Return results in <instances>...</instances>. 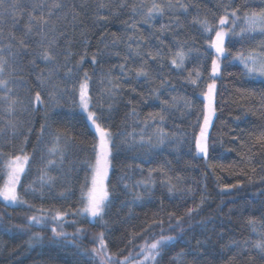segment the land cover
<instances>
[{
	"label": "trees",
	"instance_id": "1",
	"mask_svg": "<svg viewBox=\"0 0 264 264\" xmlns=\"http://www.w3.org/2000/svg\"><path fill=\"white\" fill-rule=\"evenodd\" d=\"M13 2L18 5L14 11ZM56 2L62 4L51 17L56 31L44 43L47 48L55 36L51 51L56 60L49 63L39 56L41 36L27 32V13L39 4L43 7L34 14L43 12L48 19ZM124 2L121 8L120 0H4L0 7V54L9 61L5 76L14 81L12 95L22 102L11 116L0 102V161L21 149L30 157L18 187L26 203L11 207L0 198V264H101L92 253L101 233L107 254L120 261L163 235L174 239L161 247L159 264H264V253L255 247L264 242V141L258 142L264 134V79L247 73L241 62L250 54L264 55V33L258 28L241 32L244 13L260 12L264 0H171V8L168 0ZM153 3L164 10L149 18ZM133 6L140 14L133 13ZM236 8L241 19L233 32L229 17L225 56L217 77L210 79L216 53L209 37L215 33L205 32L198 21L207 19L215 27L225 9ZM180 50L185 59L176 68L171 60ZM68 68L73 69L70 78ZM141 68L147 77L136 75ZM49 72L41 84L37 77ZM85 72L91 110L102 113L114 144L109 200L96 222L82 211L81 188L86 178L90 186L88 164L95 162L93 144L98 142L78 106ZM213 79L215 118L208 129V153L197 155L193 136L206 111L201 93ZM37 92L43 103L35 101ZM173 97L175 106L162 103L172 104ZM157 113L163 121L150 117ZM8 120L17 124L15 132ZM57 135L62 162L48 152ZM49 159L56 161L47 169L54 179L45 176L42 183ZM2 176L0 171V185ZM57 214L60 218L53 219ZM31 216L44 224L30 222ZM52 228H62L64 235L54 236Z\"/></svg>",
	"mask_w": 264,
	"mask_h": 264
},
{
	"label": "snow or ice",
	"instance_id": "2",
	"mask_svg": "<svg viewBox=\"0 0 264 264\" xmlns=\"http://www.w3.org/2000/svg\"><path fill=\"white\" fill-rule=\"evenodd\" d=\"M3 5L4 0H0V7H3ZM119 6L123 8L127 5L124 0H120ZM178 6L184 11H187L186 5L178 4ZM9 7L14 11L18 7V5L13 2L9 5ZM41 7L43 6L39 4L33 5L32 11L27 13L28 23L26 27L27 32L31 33L35 31L37 35L41 36V41L39 43L40 46L44 48V43L47 40V36L56 31L55 24L51 21V17L54 15L53 9H61L62 4L59 2L52 4L51 8H49L48 10V19L45 18L43 12H41L39 16H36L34 14L36 9ZM100 7H105V5L101 4ZM167 7H174L171 0H168ZM163 10V7L156 3H153L152 7L148 9L147 17L150 18L156 13L162 14ZM132 11L134 14H140L136 6H133ZM238 13L239 8L233 9L231 12L225 9V15L219 18L218 25L215 27L210 24L207 19L203 21H198L202 25L205 32L215 33L214 38H212L211 36L209 37V47L215 49L216 53V58L213 59L211 62V76L209 77L210 79L216 77L220 72V64L218 61L221 57L225 56L226 50L224 47V43L225 37L228 35V33L224 31V28L226 25L229 24V17H231L232 31H235L236 21L241 19ZM2 15L3 13H0V16ZM57 19H59V17H57ZM101 19H107V17H101ZM243 21L245 24V28L241 29L242 33L246 31L254 32L257 30V28H259L261 33H264V9H262L260 12H252L251 14L245 12L243 16ZM131 27L135 28V24H132ZM0 34H2V30H0ZM129 39H131V37ZM54 42L55 36H53V39L51 41H47V48H44V50L39 53L40 58L49 63H53L56 60V54L51 51ZM21 43L23 44V41H21ZM262 50H264V46H262ZM2 52L3 49L0 48V53ZM149 55H151V53H149ZM70 56V52L65 54V62L69 60ZM152 58L156 59L155 56H153ZM184 59V52L182 50L176 51L174 53L173 59L171 60V64L176 68H181L183 66ZM82 60L83 57H81V61ZM241 62L243 63L247 73H258L259 75L264 76V59H259L257 55L250 54L246 59L241 57ZM93 63H95V56H93ZM8 64L9 61L2 54H0V90H2V94H0V102H4L6 104L4 111L7 112L9 116H11L15 112L16 106L22 102L12 95L14 89L11 85L14 83V81H11L5 76L6 67L8 66ZM121 68L123 69V65H121ZM72 72L73 69L68 68L65 75L70 78ZM52 74V72H49L48 77H44L43 74H41V76H38L37 79L40 81L41 84H43L45 82V79L50 78ZM8 75L10 76L11 74L9 73ZM136 75L138 77H147L148 73L143 68H141L136 72ZM196 76L197 78H199L200 73L197 72ZM89 79L90 78L88 77L87 72H85L83 82L79 83L78 106L83 112L87 113V120L90 121L91 125L94 127L95 132L98 136V142L93 144L95 162L94 164H88V167L91 169L92 173L91 186L88 187L86 178L85 185H83L81 188L82 202H84V207L82 211L91 217H102L110 195L106 185V181L108 179L109 168L111 167L110 157L112 156L114 147L113 133L111 132L110 128L104 125L102 113L98 114L96 111H92L90 109L91 97L89 96ZM190 83L195 85L197 83V80L190 79ZM113 87H119V85H113ZM215 87L216 85L213 79V82L207 85V92L201 93V95L204 96V99L206 101L204 105L206 111L204 113L203 124L199 125V134L197 135L194 133L193 136L194 149L197 155L203 154L204 156H206L208 153V128L211 124L212 116L214 115L215 111L213 108ZM34 99L36 102L43 103L39 92L35 94ZM162 103L167 107H173L177 103V98L173 97L172 104H169V102L166 100L162 101ZM184 106L189 107L190 102L185 100ZM157 116L161 121L164 120V116L160 113L155 114V116L150 114V117L152 119H155ZM6 123L15 132L17 124L14 123L12 120H8L6 121ZM3 131L4 128L0 127V134H2ZM60 139V135H57L54 146L50 148L48 152L49 155H59V158L62 162L64 158V153L63 149L60 148ZM261 141H264V134H262L261 137L258 138V142ZM160 142L163 143V138ZM2 156H4V153L0 152V157ZM29 161L30 157L27 154H24L23 149H21L20 154L9 156L6 161H0V164H2V168H0V171H2L3 173V184L0 185V198H3L4 201L11 203H26V201H24L17 192V187L21 184V177L26 173V168L29 165ZM55 164V160H47L45 168L42 169L43 175H41L40 177L42 183L45 180V176H47V169ZM53 179V177L47 176L48 181H52ZM29 187H31V185H29ZM173 187L175 186L173 185L169 187L170 192L172 191ZM85 188L87 189L86 198L84 196ZM61 195H63V193H61ZM191 211L192 210L190 209L189 214H191ZM59 218L60 214H57L56 217H53V219ZM29 220L30 222L35 224L41 223L40 219L37 216H31L29 217ZM179 222L180 220L178 219L177 226H179ZM51 231L53 232L54 236L64 235V233L62 232H57L56 228H52ZM173 239L174 237H165L161 235L158 240H155L150 245L146 244V246L141 249V252L148 253V255L145 257V260L151 259L153 264H159L158 257L161 255V247ZM255 247L262 253H264V242L257 241ZM92 253L95 254V256L100 257L101 264H105V261H107V264H126L128 259L126 257L125 261H119L114 260L111 256L107 255V248L103 239V233L100 234L99 247L93 248Z\"/></svg>",
	"mask_w": 264,
	"mask_h": 264
},
{
	"label": "rangeland",
	"instance_id": "3",
	"mask_svg": "<svg viewBox=\"0 0 264 264\" xmlns=\"http://www.w3.org/2000/svg\"><path fill=\"white\" fill-rule=\"evenodd\" d=\"M229 25V24H228ZM228 25H226L225 26V28H224V31H226L227 32V27H228ZM258 30H259V28H258ZM260 31V30H259ZM227 39H228V35L225 37V43H226V41H227ZM225 43H224V47H225ZM214 51H215V49H213ZM258 58L259 59H264V55H261V56H258ZM219 62V61H218ZM219 64H220V62H219ZM251 66V65H250ZM253 77H255L256 79H264V76H261V75H259L258 73L257 74H251ZM217 77V76H216ZM216 85V84H215ZM215 95H216V87H215V90H214V99H215ZM205 100V99H204ZM206 102V101H205ZM213 108H214V101H213ZM90 109H91V104H90ZM83 112V111H82ZM84 114H85V116L87 117V113H85V112H83ZM214 118H215V111H214V115L212 116V120H211V124H212V122H213V120H214ZM91 123V122H90ZM211 124L209 125V128H210V126H211ZM94 128V127H93ZM208 128V129H209ZM110 160H111V157H110ZM110 172H111V167L109 168V171H108V179H109V176H110ZM108 179H107V181H106V185L108 184ZM90 186H91V181H90ZM89 186V187H90ZM19 187V186H18ZM18 187H17V192H18ZM2 200H3V198H2ZM3 202L6 204V205H8V206H11V207H16V206H18L19 205V203H11V202H7V201H4L3 200ZM90 217V219L93 221V222H96V221H98L101 217H91V216H89ZM40 221H41V223H39V224H37V225H42V224H44V221H43V219H40ZM60 231L61 232H64V230L62 229V228H60ZM85 238V237H84ZM94 241V248H98L99 247V240L96 238L95 240H93ZM146 246V245H145ZM145 246H143L142 248H144ZM141 248V249H142ZM93 249V248H92ZM95 255V254H94ZM108 255V254H107ZM148 255V253L147 252H138V253H135V254H131L130 255V257H129V259H127V262H126V264H139V263H141V264H145V263H148L151 259H148V260H145V257ZM109 256V255H108ZM99 261H100V257H97V256H95ZM114 259V258H113ZM114 260H116V259H114ZM120 261V260H119ZM105 264H107V261H105Z\"/></svg>",
	"mask_w": 264,
	"mask_h": 264
}]
</instances>
